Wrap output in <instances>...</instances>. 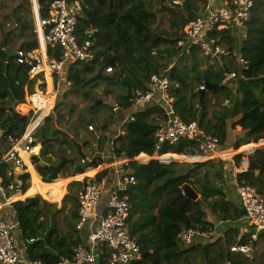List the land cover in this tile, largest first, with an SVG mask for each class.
Masks as SVG:
<instances>
[{
	"label": "trees",
	"instance_id": "obj_1",
	"mask_svg": "<svg viewBox=\"0 0 264 264\" xmlns=\"http://www.w3.org/2000/svg\"><path fill=\"white\" fill-rule=\"evenodd\" d=\"M80 1L82 13L77 34L80 41L87 37L93 41L96 58L92 63L69 64L68 79L72 82L69 90L81 91L86 106L72 105L66 114L59 102L34 132L35 143L41 149L35 166L45 179L52 172L51 166L63 159L60 175L67 170L71 171L68 175L83 172L78 144H82L92 166L103 164L105 160L96 152H104L106 142L110 141L107 133L117 115L108 101L111 98L118 109L132 108L136 91H147L153 74L164 75L173 85L176 113L184 121H197L207 133L218 137L221 148L226 147L238 126L243 135L238 136L235 149L264 138V0H255L250 19L243 26H229L213 33L227 53L221 61L212 63L201 55L199 47L178 46L186 24L200 16L192 0L191 10L178 5L179 0H159L155 10L150 0ZM52 2L37 0L41 17L48 16ZM158 14L166 15L168 27H160ZM235 30L245 37L238 50ZM20 46L26 52L39 48L32 0H0V144L10 146L9 138L21 139L32 122V113L25 115L30 106L20 103L35 91L36 84L17 57L7 62V54L16 53ZM48 54H60V49L49 47ZM239 57L248 62V67L239 62ZM109 67L111 71H107ZM225 72H238L239 77L225 81ZM207 81L218 85L206 92L201 103L199 89ZM176 83L179 85L175 86ZM153 102L133 112L124 122L122 132L111 141L114 156L111 160L134 159L142 154L196 153L194 140L165 144L157 150L156 131L168 117L160 104ZM89 125L94 129L89 130ZM3 154L1 145L0 157ZM248 155V167L237 173V182L255 187L264 197V147ZM241 157L242 154L236 156L237 165ZM10 167L14 170L11 176ZM121 168L137 179L129 191V229L140 245L142 257L130 264H264V231L253 241L250 254L231 248L249 243L253 229L245 232L237 224L222 233H213L226 221L248 222L241 215L242 202L235 192L236 186L233 191L229 186L226 162L152 158L130 160ZM15 170V166L1 164L6 182L15 179ZM108 172L102 171L97 178L107 176ZM20 177L27 187L29 174ZM34 181L35 177V184ZM70 185L71 192L65 196L61 208L49 201L60 200L65 192L55 198L58 200L45 198L38 192L41 195L15 201L10 206L30 260H41L44 264L72 260L75 248L85 243L88 229L76 227L79 219L76 193L83 183L74 181ZM186 186L200 195L197 200L186 196L183 191ZM108 200L109 195L104 194L99 202L103 215ZM7 209L0 210L6 221ZM188 228L208 233L210 239L186 246L178 235ZM109 257L110 248L104 245L94 264H110Z\"/></svg>",
	"mask_w": 264,
	"mask_h": 264
},
{
	"label": "built area",
	"instance_id": "obj_2",
	"mask_svg": "<svg viewBox=\"0 0 264 264\" xmlns=\"http://www.w3.org/2000/svg\"><path fill=\"white\" fill-rule=\"evenodd\" d=\"M254 3L255 0H221L220 4L209 8L206 15L197 16L186 24L184 36L178 41V46L186 49L192 46L199 47L202 54L210 61H221L227 52L219 38L213 33L229 26H243L250 19ZM81 13L82 3L80 0H53L47 17L35 15L39 48L28 52L23 49L17 51V61L28 69L29 79H38L44 85L47 80L46 74L49 72L53 88L52 93H48L47 89L39 87L28 94L30 109L25 115L32 113V122L21 139L9 138L11 148L0 157V209L11 206L15 201L28 198L30 195H41L37 191L31 194L34 179L32 167L36 163L35 153L38 148L34 137L36 125L43 123L46 117L54 111L57 90H59L63 73L69 64L92 63L96 58L93 41L88 37L80 41L77 34ZM87 34L91 35L92 31L88 30ZM49 47L60 49V54L50 56L48 54ZM238 59L245 68L248 67V62L245 59L241 57ZM111 70V67L107 68V71ZM238 75V72H225V81L235 80L239 77ZM55 76H57V81H55ZM65 81L71 86L72 82L69 79L66 78ZM178 85V83L175 84V86ZM172 86L169 79L164 75L153 74L148 81L149 89L147 91L138 89L134 98L135 104L141 108L150 105L156 95L160 98L159 104L168 119L161 123L156 131L157 150L165 144L172 145L181 140H194L197 143L196 153L194 155L181 154L183 159L188 161H205L211 158L227 159L231 153H229L228 148H221L218 137L207 133L197 121H184L176 113L175 98L171 94ZM201 88H205V86L203 85ZM50 98H54L53 106H50ZM117 110L118 107H114V111ZM88 127L90 130L94 129L93 125ZM262 139L264 140V138ZM260 145L261 143L255 146L245 145L237 155L241 153L251 154ZM29 154L33 155V163L27 158ZM173 155L175 154L156 153L155 155H142L134 159L113 160L112 163L101 164L102 166L85 168L83 172L67 177V179H58L59 176L54 180L45 179L38 174L37 169H34L41 180L48 185L64 183L67 187L71 181L75 180L83 183V187L77 192L79 219L76 227L78 230L88 229L86 241L75 248L72 260L64 259L59 264H94L104 245L110 248V264H130L132 261L141 258L140 245L131 236L129 229L131 213L129 191L136 184L137 179L130 172L120 168L117 172L118 179L115 186L106 190L105 178H97L98 174L101 173L99 169H108L118 164L122 166L128 164L130 160H140L141 157L142 159H149V157L157 156V159L166 161L171 160L170 156L174 157ZM84 161L82 158L83 163ZM2 163H8L18 170L28 173V186L25 187V182L20 176L6 182L1 172ZM91 170L92 173L96 172L94 178H90L88 173ZM13 173L14 170L10 167L8 175L11 176ZM66 180L67 182H65ZM236 190L242 202V208L246 210L244 217L247 219V223L253 227V230L249 243L236 245L231 249L232 251L250 254L253 241L257 240L259 234L264 231V197L257 192L255 187L246 183L238 184L236 182ZM104 194L109 195L105 215L98 213L99 202ZM15 231L21 232L18 222L9 223L3 216H0V262L3 264H44L41 260H30L28 257L25 259L22 255L20 256L16 245ZM199 234L201 233L197 229L188 228L182 230L178 238L182 244L189 246L195 243ZM24 250L27 253V246Z\"/></svg>",
	"mask_w": 264,
	"mask_h": 264
},
{
	"label": "crops",
	"instance_id": "obj_3",
	"mask_svg": "<svg viewBox=\"0 0 264 264\" xmlns=\"http://www.w3.org/2000/svg\"><path fill=\"white\" fill-rule=\"evenodd\" d=\"M158 1V4H157V7L159 6V0H157ZM180 2L179 3H182L184 0H179ZM193 1V4H194V6H195V9H196V11L198 12V14H202V15H206L207 14V10L209 9V8H212V7H215V6H217L218 4H220V1L221 0H192ZM35 2H36V4H35ZM190 2H191V0H190ZM178 3V4H179ZM200 4H202L201 6H200ZM191 7V6H190ZM192 9V8H191ZM190 9V10H191ZM33 10H34V14L35 15H40V12H39V8H38V5H37V0L36 1H34L33 0ZM38 10V11H37ZM153 10H155V9H153ZM240 26H237V28H239ZM237 31L235 30L234 31V33H236ZM240 32V31H239ZM235 35V34H234ZM68 72H69V67L64 71V73H63V78L61 79V85H60V88H63V87H65L64 85H63V82H65V84H66V78L68 79ZM48 89H50L51 90V92H52V88H53V86H52V78L49 76V74H48ZM70 87V86H69ZM156 100H154V104H159L160 103V98L159 97H156L155 98ZM49 102H50V106H53V102H54V98H50L49 99ZM56 105H57V99H56ZM135 106V107H134ZM138 105H136V104H134L133 106H132V108H129V109H118L117 111H116V118H115V120H114V122L112 123V125H111V127H110V129H109V131H108V136H109V143L108 142H106V147H105V150H104V152L102 151V152H99V151H97L96 152V154L98 155V156H101V157H103V159L105 160V162L104 163H106V162H111L112 163V161L113 160H117V159H113V160H111V158H113L114 156H113V153H112V151H111V148H110V145H111V141L115 138V137H117L121 132H122V128H123V125H124V122H126L130 117H131V115H132V113L133 112H135V110L136 109H134V108H136ZM28 112V111H27ZM26 112V113H27ZM54 112V111H53ZM25 113V114H26ZM44 122V121H43ZM42 123H37V127L39 126V125H41ZM237 130L239 131V132H241V127H237ZM232 139H233V134H232ZM37 144V146H38V148H37V151H36V153H35V161L37 160V156H39L40 157V155H41V149H40V144H38V143H36ZM1 145L3 146V150H4V154L11 148V146L9 145V144H0V147H1ZM81 146H82V144H81ZM97 146V144H95V147ZM242 154V159H243V162L241 161V163H240V165H237V161H236V163H235V161H234V157L231 159V160H227V159H225V160H221V161H224V162H226V165H227V177H229L228 178V181H229V186H231V190L233 191V189H234V186H236V182H237V173L238 172H240L241 170H243V169H246L247 167H248V154L247 153H241ZM142 155H146V154H142ZM142 155H140V156H142ZM176 155V157L175 158H177L178 157V159H181L182 157V155L181 154H175ZM236 156H237V154H235ZM239 155V154H238ZM32 156L33 155H28V159H29V161L31 162V163H33L32 162ZM236 156H235V159H236ZM247 156V157H246ZM152 158H156L157 159V156H152V157H149V159H152ZM229 159V158H228ZM117 161H119V160H117ZM37 162V161H36ZM43 162V160H41V163ZM44 162H45V160H44ZM48 165H50V163L49 162H46ZM103 163V164H104ZM242 163H243V165H242ZM102 166V165H101ZM100 166V167H101ZM36 166H33L32 168L33 169H37V168H35ZM120 168H121V165L120 164H118L117 166H115V165H113V166H111V167H109L108 169H105V168H101V169H99V172L101 171H104V170H109V174L107 175V176H105V177H103V178H105V180H106V190H107V188H109V189H111L113 186H115V184H116V181H117V179H118V175H117V172L120 170ZM234 169V170H233ZM38 171V170H37ZM15 172H16V175H17V177L18 176H20V175H22L24 172H22L21 170H18L17 168H16V170H15ZM38 174L43 178V176L41 175V173L38 171ZM77 174V173H76ZM75 175V174H74ZM73 175V176H74ZM72 176V175H71ZM96 176V172H94V173H92V174H90V178H94ZM48 179V178H47ZM76 181H78V180H75V182ZM74 182V181H73ZM72 181L70 182V183H73ZM80 182V181H79ZM60 187V186H59ZM64 189H66V188H64ZM235 192L237 193V190L235 189ZM65 194V193H64ZM238 195V194H237ZM30 196H35V195H30ZM29 196V197H30ZM64 196V195H63ZM200 196V195H199ZM236 196V195H235ZM234 196V197H235ZM26 199V198H25ZM62 199V198H61ZM60 199V200H61ZM24 200V199H23ZM63 203L64 202H62V205H63ZM99 207L100 206H98V213H99ZM6 208H8L7 209V211H6V218H8V221L7 222H9V223H12V222H17L16 220H14V217L12 216V214H13V211L11 210V209H9V208H11L10 206H7ZM5 208V209H6ZM59 208H61V206L59 207ZM1 211H3L4 209H0ZM12 213V214H11ZM227 222H229V221H227ZM225 222H223V223H221L222 225L224 224ZM247 224V223H246ZM219 226V225H218ZM218 226H217V228H218ZM221 226V225H220ZM242 228H243V231H249L250 230V228L248 227V226H242ZM227 229V228H226ZM225 229V230H226ZM224 231V230H223ZM222 231V232H223ZM17 232V234H18V236H19V238L22 240V253H21V255H22V257L23 258H25V259H27L26 257H27V253H26V251L24 250L25 249V242H24V240H23V237H22V234H21V232L20 231H16ZM222 232H220V233H222ZM216 234H219V233H216ZM200 236H202V233L201 234H199ZM2 264V263H1Z\"/></svg>",
	"mask_w": 264,
	"mask_h": 264
},
{
	"label": "rangeland",
	"instance_id": "obj_4",
	"mask_svg": "<svg viewBox=\"0 0 264 264\" xmlns=\"http://www.w3.org/2000/svg\"><path fill=\"white\" fill-rule=\"evenodd\" d=\"M157 4H158V1L157 0H150V6L152 9H156L157 8ZM202 4H200L201 6ZM32 6H33V0H32ZM159 16V22H161L162 24L160 25L161 28L163 27H168V23L166 22V15H163V14H158ZM235 36H236V41H237V50H238V47L240 46V44L242 43V40L245 38L244 37V34H241L239 32H236L235 33ZM41 47V46H40ZM203 55V54H201ZM213 61H211L212 63ZM216 62V61H215ZM48 74H50L49 72H47L46 74V79H48ZM51 76V75H50ZM55 78V81H57V76L54 77ZM36 79V84H35V89L36 88H39V87H42L44 89H47L48 90V93H52L50 89H48V83H47V80L45 81V84L43 85V83H40V81ZM61 85V84H60ZM63 85L65 87H63V91L61 90L62 88H60L59 86V90H57V105L58 103L60 102L61 106H62V113H66L68 114V111H69V107L70 106H78V107H82V106H86V101H85V98L84 96L82 95L81 91H78V90H75V91H70L69 88H71V86L69 87L68 84H65V82H63ZM69 90V91H68ZM28 94L26 95V102L24 103H20V104H25V105H29L30 106V103H29V100H28ZM19 104V105H20ZM56 105V106H57ZM56 106L54 108V110L56 109ZM135 111L139 110V109H142L140 106H137ZM89 129V127H88ZM84 130V129H82ZM90 130V129H89ZM232 134H233V139H231L230 141H228V143L226 144V147L225 148H228V150L230 151L229 153H231L230 155H228L227 157V160H231L233 157H234V161L236 163V159H235V154H237L238 152H240L241 148L244 147L245 145H242L239 149H235L234 148V143L236 142V140L238 139V136L241 137L243 135V132H239L238 130H234L232 131ZM260 142H252V143H249L253 146L261 143V145L259 147H264V140L263 139H260L259 140ZM248 145V144H246ZM245 152V151H243ZM139 157V156H138ZM247 157V156H246ZM142 159V157H141ZM148 159V158H147ZM242 159V158H241ZM122 160V159H120ZM173 160L175 161H188L186 159H178L177 158H174ZM221 160H225V159H219V158H214V159H209V160H205V161H211V162H218V161H221ZM188 162H194V163H198V162H204V161H191L189 160ZM242 162H243V159H242ZM243 165V163H242ZM234 170V169H233ZM71 171L70 170H67L65 172V174H62L60 175L59 174V177L58 179H62V178H66L67 177H70L71 175H68L70 174ZM214 179V177H212V180ZM67 182V180L65 181ZM45 183V182H44ZM55 187V190L57 191V193L59 194L58 196V199L60 198V196L65 192L64 196L62 197L61 200H58V199H55V200H58V201H49V202H52L54 204H56L58 207H62V202H64V198L67 194H69V192H71V189H70V184L67 185V187L65 186V184H58V185H52ZM60 186V187H59ZM34 183L32 185V189H31V194H33L34 190ZM66 188V189H64ZM80 189V188H79ZM184 191V190H183ZM77 192V191H76ZM77 194V193H76ZM45 199V198H44ZM68 206H71V203H68ZM241 225V226H248L250 229H253V227L249 224V223H242V221L240 222H235V221H229V222H225L223 225L222 224H219L218 228L215 229V231H213L214 234L216 233H220L222 232L223 230H225L226 228L232 226V225ZM221 225V226H220ZM15 237H16V245H17V248L20 252V256H21V253H22V240L19 238L17 232L15 231ZM210 239V234L208 233H203L202 236H200L199 238H196V241L197 240H200V241H208Z\"/></svg>",
	"mask_w": 264,
	"mask_h": 264
},
{
	"label": "water",
	"instance_id": "obj_5",
	"mask_svg": "<svg viewBox=\"0 0 264 264\" xmlns=\"http://www.w3.org/2000/svg\"><path fill=\"white\" fill-rule=\"evenodd\" d=\"M178 5L184 7V8H187L190 10L191 7H190V0H184L182 3H179ZM23 49V46H20L19 50ZM17 52L16 53H8L7 54V62L10 61L11 58L13 57H17ZM218 84H215V83H211L209 81H207L205 83V88H200L199 89V93H200V99H201V103H203L204 101V96L206 95V92L209 91V90H212L213 88H215ZM108 103L112 106V107H116L117 105L112 101V99L110 98V100L108 101ZM78 149H79V152H80V155L81 157L85 160L84 161V165H83V168H90L92 165H91V161L89 159L86 158V155L85 153L83 152L82 150V146L81 144H78ZM174 157H172L171 160H173ZM199 163V162H198ZM65 164V160L63 159L61 161V163H59L58 165H54V166H51V169H52V172L51 174L49 175L48 179L49 180H54L56 179L58 176H59V172L61 171L62 167L64 166ZM204 180V179H203ZM184 191H185V194L188 198H191L193 200H197L199 198V194L193 189L191 188L190 186H186L184 188ZM246 214V210L244 208H241V215L242 216H245Z\"/></svg>",
	"mask_w": 264,
	"mask_h": 264
},
{
	"label": "bare ground",
	"instance_id": "obj_6",
	"mask_svg": "<svg viewBox=\"0 0 264 264\" xmlns=\"http://www.w3.org/2000/svg\"><path fill=\"white\" fill-rule=\"evenodd\" d=\"M49 76H50V74H49ZM173 156L176 157V155H173ZM170 157L172 158V156H170ZM88 173L91 174L92 170L89 171ZM33 174L35 177V181H34L35 184H34V188H33L34 192L37 191V192L41 193L45 198H50L52 200H54L55 198H57L59 196V194L55 190V187L52 185H48L46 183H43L42 180L39 178L38 174L36 173V171H34V169H33Z\"/></svg>",
	"mask_w": 264,
	"mask_h": 264
}]
</instances>
